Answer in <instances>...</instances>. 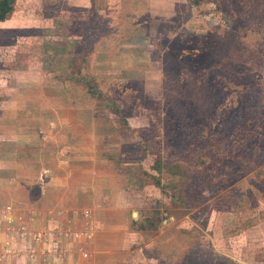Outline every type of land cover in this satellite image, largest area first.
Instances as JSON below:
<instances>
[{
	"label": "rangeland",
	"instance_id": "rangeland-1",
	"mask_svg": "<svg viewBox=\"0 0 264 264\" xmlns=\"http://www.w3.org/2000/svg\"><path fill=\"white\" fill-rule=\"evenodd\" d=\"M79 75L128 164L96 159L127 168L150 221L136 248L101 238L115 264H264V0H17L0 23V110L66 97L44 84L78 94Z\"/></svg>",
	"mask_w": 264,
	"mask_h": 264
},
{
	"label": "crops",
	"instance_id": "crops-1",
	"mask_svg": "<svg viewBox=\"0 0 264 264\" xmlns=\"http://www.w3.org/2000/svg\"><path fill=\"white\" fill-rule=\"evenodd\" d=\"M43 86L42 93L66 91V97H17L14 111L0 110V116L13 118L0 126V264L30 263L12 234L20 228L61 241L65 256L55 264H102L104 259L115 264L117 256L101 238L109 234L110 242L122 236V248H136L128 238L140 232L135 211L142 213L143 204H135L127 168L115 174L107 161L96 158L98 152L119 150L116 164L126 166L124 143L113 136L116 131L110 134L98 98L85 87L77 94L67 84ZM142 254L137 264H159V257Z\"/></svg>",
	"mask_w": 264,
	"mask_h": 264
},
{
	"label": "built area",
	"instance_id": "built-area-1",
	"mask_svg": "<svg viewBox=\"0 0 264 264\" xmlns=\"http://www.w3.org/2000/svg\"><path fill=\"white\" fill-rule=\"evenodd\" d=\"M12 234L22 242V252L28 256L29 264H55L53 261L63 259L65 256L62 253L61 241L48 232L35 233L20 228L13 230ZM64 251L67 252L68 249Z\"/></svg>",
	"mask_w": 264,
	"mask_h": 264
},
{
	"label": "trees",
	"instance_id": "trees-1",
	"mask_svg": "<svg viewBox=\"0 0 264 264\" xmlns=\"http://www.w3.org/2000/svg\"><path fill=\"white\" fill-rule=\"evenodd\" d=\"M16 2H17V0H0V23L5 21L7 19V17L14 11ZM92 81H93L92 79L86 78L84 76H80V78H78L77 83H81V84L83 83L84 85L87 84L88 89L86 86H85V88H86L88 94L91 95L92 97H94V96L96 97L97 96V95H95L96 94V92H95L96 88H95V86L94 87L92 86ZM89 86H91V87L89 88ZM159 213H160L159 211H155L154 213H152V215H156ZM147 222H150V221L147 220V221H145L144 225H138V226H137V223H135V226L140 231H144V230L147 231L149 229V227H148L149 225Z\"/></svg>",
	"mask_w": 264,
	"mask_h": 264
}]
</instances>
